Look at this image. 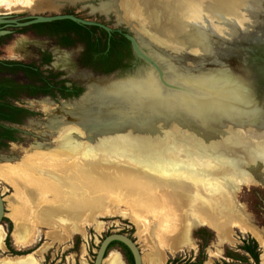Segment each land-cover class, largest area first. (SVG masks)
Returning a JSON list of instances; mask_svg holds the SVG:
<instances>
[{
    "label": "bare ground",
    "instance_id": "1",
    "mask_svg": "<svg viewBox=\"0 0 264 264\" xmlns=\"http://www.w3.org/2000/svg\"><path fill=\"white\" fill-rule=\"evenodd\" d=\"M226 1L149 0L150 10L144 6L147 5L146 0H107L101 6V10L107 12L114 5L121 12L119 19L122 17L126 22L128 19L124 13L135 18L137 21L133 27L138 40L175 59L166 61L152 52L163 73L161 80L168 87L151 70L134 81L114 83L105 88L91 85L84 98L61 108L66 117H72H68L69 121L63 117L44 123L49 131H61L58 144L54 145L58 155L54 156L56 160L50 157L35 160L34 164L27 161L23 167L29 172L24 168L0 170L3 179L13 184L15 199L22 203L20 216L19 213L12 215L14 229L11 235L15 243L23 246L35 235L33 230L28 236L30 229L22 218H31L34 224L51 219L57 230L62 227L66 233L81 230L85 223L90 222L92 214L89 213L98 207L106 213L104 201L117 198L108 192L121 189L123 198L148 201L154 206L157 201L162 203L159 207L162 224L159 221L151 228L150 222L148 228L145 226L147 223L144 224L145 233L149 229L157 233L159 248L151 256L152 264L160 263L163 251L173 253L177 250L181 237L186 233V223L193 216L207 223L221 239L228 237L230 226L248 231L257 238L264 251L263 238L240 224L239 219L245 220V217L233 195L240 184H264V173L257 177V181L250 171L251 167L259 164L256 163L257 157L258 161L262 160L258 153L264 152V123L259 126L258 119L251 122L256 117L248 114L215 116L211 114V107L215 106L207 104V101H196L205 99L213 90L214 96L220 92L210 76L204 79L196 77L195 74L201 71V67H197L198 61L214 58L222 53L225 46H230L235 61L249 58L246 52L237 53L235 47L243 41L240 35L256 29L258 7L251 15L252 10L244 5L245 2H239L236 11L237 7L232 8L230 0ZM34 3L36 0H0V7H34ZM243 8L241 18L236 12ZM190 13L192 16L197 14L195 21L190 19ZM244 16L249 19H244ZM221 97L223 101L230 102L235 98L232 89L226 90ZM215 103L220 106L217 100ZM143 104L148 107H142ZM44 109L50 112V105ZM186 111L193 118L208 114L201 122L203 126L208 123L206 127H222L231 136L230 147L242 145L244 151L241 155L236 154L240 157H232L234 168L226 165L220 157L222 145L210 148L194 131L181 127ZM160 113L171 117L164 119ZM252 157L256 158L252 160ZM262 169L264 172V167ZM142 173L152 180L146 178L147 181H142ZM96 177L105 183H99ZM101 190L105 193L92 196ZM49 195L53 200H47ZM148 214L145 212V217ZM67 217L71 222L66 221ZM83 217L86 218L85 223L79 226L77 222ZM145 217L142 222L146 221ZM4 236L0 229V249L3 248ZM29 257V254L14 256L0 260V264H34ZM261 259L264 264V254ZM103 263L123 264L114 253H110Z\"/></svg>",
    "mask_w": 264,
    "mask_h": 264
},
{
    "label": "rangeland",
    "instance_id": "2",
    "mask_svg": "<svg viewBox=\"0 0 264 264\" xmlns=\"http://www.w3.org/2000/svg\"><path fill=\"white\" fill-rule=\"evenodd\" d=\"M106 1L107 0H36V3L33 4L34 7H32V5L29 7L25 6L20 8L14 6L8 9L0 7V14H26L41 16L72 14L85 20L103 23L111 28H119L116 25V21L119 20L122 25L134 31L135 27H133V24H135L137 21L135 18L129 17L127 16V13H124V15L126 14L125 17L128 19V21L126 22L122 17L119 19L121 12L119 9L116 10L117 8H115L114 5L108 9L109 12H107V14L105 11L103 12V10H101V6L103 4L105 5ZM251 1L252 0H239L235 3V0H230L229 4L232 6V8L234 6L237 7V10H235L238 11L237 4L239 2L240 4L245 2L244 5L252 10L250 12L252 15L254 14L256 7L253 4L254 1ZM146 2L147 5L144 4V6L150 10L149 0H146ZM219 8H223V6H220ZM242 11H244V8L243 10H240V12H236L238 14L240 13L239 17H241L242 14L244 15ZM189 16L192 21H195L197 18V14L192 16L190 13ZM245 18L247 17L244 16V19ZM179 24L181 25L180 22ZM165 26L164 28H166ZM165 31L166 33L168 32L167 30ZM111 75H115L113 81L116 79L126 78L127 76H132L131 70L117 72ZM82 77L84 83H86L90 79H97L98 76H92L91 78H88V76ZM88 84H93V82H88ZM83 93L84 89H82L80 93L73 97H69L68 99L62 98L61 100H50L48 98L33 99L29 102L25 100L23 103L25 108L29 110V117L26 119V122H23L21 125L15 127V135L12 141L0 145V170L16 168H21V170H23V166L27 161V163L34 164L36 163L34 162L35 160L38 161L40 159H46L50 157L56 160V157L54 156L58 155H56V147L54 145L58 144L57 142L59 140V136L61 135V131H49L46 129L47 127L44 123L48 120H52V118L63 117L66 121H69V118L63 114L64 111H62L61 108L65 104H71L72 102L70 101H75L74 98H78ZM49 105L51 110L50 112H47L44 107L46 108V106ZM68 124L74 123L68 122ZM263 155L264 152L258 153V156H260L263 160L261 161L262 163H264ZM257 162L258 161H256V163ZM259 168L255 167L252 172V175L254 173L253 177L257 181V177H260V173H264L260 170L262 168ZM24 171L29 172V169L27 170V168H24ZM106 171L109 170L107 169ZM255 172L257 175H255ZM52 174L56 175L55 173ZM141 176L142 181H147L146 178H149L147 177L148 175L144 173H142ZM96 179L99 183H105V181L103 182L98 180L97 177ZM149 179L152 180L151 178ZM12 185V183L10 184L8 181L4 180L0 175V192L5 208L4 218L0 225V229L5 233L3 239V248L0 249V260H9L8 258H12L11 256H16L12 251H31L28 254L30 255L29 258L33 260L34 264H93L96 249L100 241L111 233H120L127 235L128 237L132 238L133 241H135L140 250L142 264H152L151 256L159 248V246H157L158 238L156 239L157 233H154L155 231L150 229L148 230L149 232L146 231L145 233L144 230L148 228L149 222V228L153 227V225H156L157 223L159 224L160 222L162 224L163 221L160 220H163V218H161V215L159 217V207L162 206L161 202H155L156 204L154 206L148 201L126 199L123 198L124 194L121 193L123 190L115 189L113 192H108V194L114 195L115 197L117 196L118 199L102 200H105L104 204H106L105 206L103 205L104 210L107 212L109 211V213L107 214V212L105 213L104 211H101V207L100 210L99 207L98 210H93V212L89 213L92 214L90 216V222L85 223L86 218L84 217L79 220V223L77 222L79 226L80 224L85 223L81 230H71L66 233L62 227L57 230L54 227L51 219L49 221L41 220L34 224V221H32L31 218H22V220L27 223L28 230L30 229L28 236H30V233L35 230L34 238L25 245L21 246L15 243L10 233V248H8L5 245L8 225H11L12 232L14 229L12 215L16 216L19 211L22 210V203L15 199V188H13L14 186L12 187ZM104 193L105 192L101 190L97 191L95 194L93 193L92 196H98ZM233 195L236 204L242 208L243 215L245 217V220L239 219L240 224L254 230L260 234L264 240V184L259 182L240 184ZM47 200L51 201L53 199H51L49 195ZM42 203L45 204L46 202ZM46 204L52 205L53 202ZM15 207H18L19 209ZM145 212L149 213L146 217L144 215ZM20 214L21 213H19L18 216H20ZM138 216L140 218H138ZM142 216L146 218L145 222H142ZM152 216L153 219L155 218V220H151ZM70 220L71 218L67 217L66 221ZM144 224L146 228H144ZM186 224V233L183 237H181V244L177 250L173 253L163 251L162 260L158 264H222L225 261H238L235 259L240 258H244L249 262H253L252 259L242 250L243 244L250 243V241H255L257 243L256 247L258 248V262L259 264H262L261 256L264 254L263 248L260 247L257 238L248 231H242L236 226H230L228 237L226 239H221V237L213 228L209 227V225L204 223L202 220L195 218V216H193V218L191 217L189 223L187 222ZM109 252H118L125 264L122 252L118 249L117 245L110 248L107 251L106 256Z\"/></svg>",
    "mask_w": 264,
    "mask_h": 264
},
{
    "label": "flooded vegetation",
    "instance_id": "3",
    "mask_svg": "<svg viewBox=\"0 0 264 264\" xmlns=\"http://www.w3.org/2000/svg\"><path fill=\"white\" fill-rule=\"evenodd\" d=\"M27 16L0 14V134L10 130L12 138L15 127L29 117L25 100L68 99L82 91V76L129 71L135 62L130 43L121 40L124 30L108 33L55 21L20 25L30 20ZM106 65L114 68L105 72ZM9 141L0 137V145ZM252 261L243 263L256 264Z\"/></svg>",
    "mask_w": 264,
    "mask_h": 264
},
{
    "label": "water",
    "instance_id": "4",
    "mask_svg": "<svg viewBox=\"0 0 264 264\" xmlns=\"http://www.w3.org/2000/svg\"><path fill=\"white\" fill-rule=\"evenodd\" d=\"M102 1V0H100ZM254 1V5L258 10L255 14V22L256 29H253L252 32L246 33V35L242 34L239 38H242V42H238L236 48L237 53L243 54L246 52V56H249L248 59H240V61H235L232 58V53L230 52L229 47L225 46L222 50V53L217 54L214 58H206L202 59V61H198V68L201 67V71H198L195 75L199 79H204L210 76L212 82L216 84L220 88V92L217 96H214V90L209 93L205 99L199 100L196 99L197 103H201V101L206 102L207 104L213 105L215 107H211V114L215 116H227L228 113L232 115H252L256 117L253 118L254 122L258 119L259 126L264 123V0H252ZM251 1V2H252ZM109 12V11H107ZM107 12H105L107 14ZM30 18L29 21L22 23L20 25H30L37 23H46L53 21H61V20H70L76 24L83 26H95L104 31L110 33L114 31V29L124 30L126 31L123 36L130 43L131 49L135 56V62L131 69L132 76H127L123 79H116L115 75L110 76H100L97 75V79H90L86 83L84 80L81 81L84 93L78 98H74L75 101L70 102H78L82 98H84L89 93V88L92 85H96L98 87H110L114 83H124L129 81H134L135 78L139 77L142 73L147 72L149 70L156 73L160 82L165 86L168 85L162 82L163 73L161 72L159 65L154 61V57L152 56V52H156L163 57L164 60L175 61L168 53L166 54L162 50L153 47L149 44V46L143 45L137 37V32L128 29V27L122 25L119 21H116V25L119 28H111L102 23L85 20L80 17L74 16L72 14H58V15H50V16H41V15H28ZM242 32V31H241ZM239 40V39H238ZM237 42V41H236ZM232 64V65H230ZM216 68V69H213ZM221 77V78H220ZM220 78V79H217ZM217 80V81H215ZM88 82H93V84H88ZM228 89L233 90V96L235 97L233 101H223L224 92ZM219 103L218 106L215 101ZM214 101V102H213ZM142 107H148L147 104H143ZM170 108L171 106H165ZM172 109V107H171ZM208 109V108H207ZM209 111V109H208ZM161 114V113H160ZM185 116L182 119L181 127H185L190 131H194L198 137L203 138L207 143V145L211 148L221 147L220 149V157H222L225 161L226 165H229L231 168H234L236 165L232 162V157L235 158L238 155H241L243 148L242 145L238 144V146L230 147L229 143L231 142L230 135L224 131V128H215V127H206L208 125L201 123L208 114H204L203 116L197 118V116H193L189 113L184 112ZM199 114V113H198ZM147 115V114H144ZM234 115V116H235ZM149 116V115H147ZM145 116V117H147ZM162 118L169 117L161 114ZM69 117V116H68ZM176 118L175 116H173ZM70 118V117H69ZM72 118V117H71ZM178 118V117H177ZM202 119V120H201ZM230 141V142H229ZM232 146V145H231ZM238 154V155H236ZM240 157V156H238ZM256 157H252L253 160ZM259 158H256L258 161ZM262 161V160H261ZM258 167H264V164L258 161ZM257 162V163H258ZM255 167H251L253 172ZM259 168V169H260ZM261 170V169H260ZM263 170V169H262ZM261 170V172H262ZM261 174V173H260ZM5 214L4 202L0 192V225L3 221ZM112 242H118L123 244L131 253L133 264H142L141 254L138 246L132 238L127 235L120 233H111L105 236L99 243L96 253L94 256L93 264H102L106 254L107 248ZM28 255V254H26ZM22 256V255H19ZM14 257V256H11ZM222 264H251V263H243L239 261H225Z\"/></svg>",
    "mask_w": 264,
    "mask_h": 264
},
{
    "label": "trees",
    "instance_id": "5",
    "mask_svg": "<svg viewBox=\"0 0 264 264\" xmlns=\"http://www.w3.org/2000/svg\"><path fill=\"white\" fill-rule=\"evenodd\" d=\"M57 22L63 23L64 25L69 26V27L79 28V29H86V28L94 29V28H96V27H86V26H82V25L76 24V23H74V22H72L70 20L55 21V23H57ZM121 40L123 42L127 43V40L124 37H121ZM111 51L112 50H110V53H111ZM112 68H114V67H111V66L110 67L109 66L107 67V65H106L104 71L105 72H110L112 70ZM11 132L12 131H10V130H5L4 133L0 134V137L1 138H6V139H9V140H13V138L10 136ZM10 233H12V232H11V225L9 224L8 225V229H7V237L5 238V245L8 248H10V246H9V241H10V236H11ZM115 245H117L118 247H120L122 249L127 264H133V259H132L131 253L129 252V250L123 244L118 243V242H112L108 246L107 251L110 248H112L113 246H115ZM255 249H256V243L254 241H250V243H244L243 246H242V250H244L245 252H247L252 257V259L254 260V262L257 264L258 263V253H257V251ZM12 252L14 253V255L19 256V255H26V254L30 253L31 251H12ZM235 260L242 261V262H247V260L244 259V258L235 259Z\"/></svg>",
    "mask_w": 264,
    "mask_h": 264
},
{
    "label": "crops",
    "instance_id": "6",
    "mask_svg": "<svg viewBox=\"0 0 264 264\" xmlns=\"http://www.w3.org/2000/svg\"><path fill=\"white\" fill-rule=\"evenodd\" d=\"M110 253H114V254H116V255H118L120 257V254L118 252H116V253L115 252H109L106 257H108ZM120 259H121V257H120Z\"/></svg>",
    "mask_w": 264,
    "mask_h": 264
}]
</instances>
